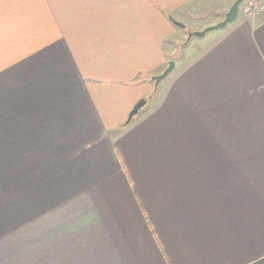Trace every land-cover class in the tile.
<instances>
[{
  "label": "crops",
  "instance_id": "1",
  "mask_svg": "<svg viewBox=\"0 0 264 264\" xmlns=\"http://www.w3.org/2000/svg\"><path fill=\"white\" fill-rule=\"evenodd\" d=\"M234 1L0 0V264H264V10L184 43Z\"/></svg>",
  "mask_w": 264,
  "mask_h": 264
},
{
  "label": "water",
  "instance_id": "2",
  "mask_svg": "<svg viewBox=\"0 0 264 264\" xmlns=\"http://www.w3.org/2000/svg\"><path fill=\"white\" fill-rule=\"evenodd\" d=\"M244 0H235L232 5L230 6L229 10L224 14L223 19L217 23L214 26H210L205 28L202 31H198V32H190L188 33L187 39L185 41V43H188L189 40H191L192 37H198V38H202L203 36H205V34H207L208 32H212V31H216L218 29H223L224 27H226L228 24L232 23L233 21L236 20L237 16H238V9L240 4L243 2ZM172 23L180 28H184V26L176 21H172ZM175 63L173 61L168 62V65L166 67V69L159 75L157 76H153L150 78V81L153 82L154 85V89H153V94L157 88V85L159 84V82L161 80H163L174 68ZM146 104L145 99H141L139 100L134 107L132 108V110L130 111V113L128 114L127 120L124 123L125 125H127L134 116L137 115L138 111L140 109H142Z\"/></svg>",
  "mask_w": 264,
  "mask_h": 264
},
{
  "label": "built area",
  "instance_id": "3",
  "mask_svg": "<svg viewBox=\"0 0 264 264\" xmlns=\"http://www.w3.org/2000/svg\"><path fill=\"white\" fill-rule=\"evenodd\" d=\"M264 10V0H244L238 9V15L245 18H255Z\"/></svg>",
  "mask_w": 264,
  "mask_h": 264
},
{
  "label": "rangeland",
  "instance_id": "4",
  "mask_svg": "<svg viewBox=\"0 0 264 264\" xmlns=\"http://www.w3.org/2000/svg\"><path fill=\"white\" fill-rule=\"evenodd\" d=\"M217 24V23H216ZM216 24H214V25H216ZM214 25H212V26H214ZM190 27H193V26H186V29L185 30H183V32H184V36H185V39H184V43H185V41H186V39H187V36H188V33H190L191 31H189V29H190ZM208 27H210V26H208ZM205 28H207V27H205ZM204 28V29H205ZM203 29V30H204ZM218 30H220V29H218ZM193 32H195V31H193ZM196 32H198V31H196ZM213 32V31H212ZM212 32H208L207 34H210V33H212ZM206 35V34H205ZM202 38H198V37H192L191 38V41L192 42H198L199 40H201ZM183 43V44H184ZM174 62V61H173ZM153 98V90H152V94L150 95V96H148L147 98H145V101H146V103L148 104L150 101H151V99Z\"/></svg>",
  "mask_w": 264,
  "mask_h": 264
}]
</instances>
